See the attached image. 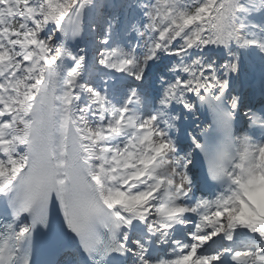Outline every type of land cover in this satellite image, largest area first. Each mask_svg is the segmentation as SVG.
I'll list each match as a JSON object with an SVG mask.
<instances>
[{
  "label": "snow or ice",
  "instance_id": "obj_1",
  "mask_svg": "<svg viewBox=\"0 0 264 264\" xmlns=\"http://www.w3.org/2000/svg\"><path fill=\"white\" fill-rule=\"evenodd\" d=\"M0 264H264V0H0Z\"/></svg>",
  "mask_w": 264,
  "mask_h": 264
}]
</instances>
